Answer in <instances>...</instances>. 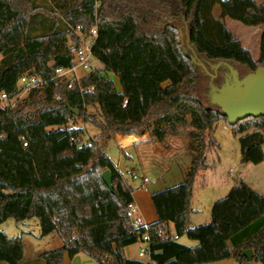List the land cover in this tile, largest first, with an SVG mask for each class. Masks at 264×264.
<instances>
[{
  "label": "trees",
  "instance_id": "16d2710c",
  "mask_svg": "<svg viewBox=\"0 0 264 264\" xmlns=\"http://www.w3.org/2000/svg\"><path fill=\"white\" fill-rule=\"evenodd\" d=\"M216 5L219 17L212 14ZM224 17L259 29L257 59ZM67 24L80 25L85 34L96 25L92 55L101 64L71 88L51 79L54 68L71 63ZM181 27L203 60H225L244 73L264 67V2L0 0V93L16 94L18 78L27 71L47 80L14 107L0 108V224L36 218L41 235L55 231L62 245L39 254L44 264H60L64 253L80 252L97 264H144L124 253L144 233L155 264L225 259L249 264L240 255L248 248L252 260L264 264V194L245 182L212 204L208 222L190 225L195 174L207 167L206 151L218 146L210 134L214 124L223 119L233 133L251 129L239 137L240 161L257 164L264 158V117L230 124L217 106L202 104L195 64L181 46ZM108 73L118 78L121 91ZM88 105L97 106L102 120L91 121L99 132L82 142L81 126L66 123L68 118L88 122ZM70 108L78 109V116ZM184 128L190 160L183 180L152 191L157 220L136 225L131 189L99 140L148 132L149 142L161 144ZM105 169L111 189L102 178ZM174 235L197 243L181 244ZM23 254L21 237L0 229V264H22Z\"/></svg>",
  "mask_w": 264,
  "mask_h": 264
},
{
  "label": "rangeland",
  "instance_id": "374dc122",
  "mask_svg": "<svg viewBox=\"0 0 264 264\" xmlns=\"http://www.w3.org/2000/svg\"><path fill=\"white\" fill-rule=\"evenodd\" d=\"M40 1V0H39ZM212 14L215 17L220 16L219 6H214ZM227 27L239 38L246 28V25L238 21L227 19ZM181 46L183 51L188 55L195 53L191 49L187 34L184 27H181ZM259 42L256 45L249 46L252 55L256 57ZM195 58L203 60L201 56L195 54ZM195 64V69L199 77L198 94L202 104L211 106V89L210 76L202 69V67ZM206 66L209 68L208 64ZM101 67V64L95 59L91 58L90 68H79V74L85 75L92 70ZM219 72H223L220 70ZM241 72V71H240ZM241 73H244L242 71ZM108 77L113 80L117 90L121 88L118 78L108 73ZM223 79L218 76L212 79V83L219 86ZM28 94L18 98L21 100ZM17 100V101H18ZM16 105V104H15ZM0 103V108H3ZM86 117L88 122H84L82 118L75 119V125L81 126L84 133L81 141L85 142L88 139L95 137L98 133V128L91 123L92 120L101 121L99 110L96 105L86 106ZM251 131L248 130L243 133H233L231 126L223 119H219L213 126L210 134L211 138L217 143L215 148H209L205 153L207 167L197 171L194 177L192 188V207L196 210L192 211V219L194 223H206L210 219L211 207L214 201L223 198L229 189L240 183L241 181L248 184L253 190L264 194V158L261 162L253 164L251 162L240 161V145L239 137ZM187 128L182 129L179 135L168 136L164 143L145 149L141 154L135 153L132 148L127 149V153L133 156V161L130 163L128 158L122 156L121 171L127 175L128 182L133 187H141L144 190L153 191L175 185L183 180V177L189 167L190 152L187 147L188 137ZM115 134H112L113 136ZM105 138L99 140L102 147ZM264 153V144L262 145ZM111 160L116 162L118 158L117 145L113 139L109 140L105 148ZM133 168L132 174L126 172L127 168ZM128 168V169H129ZM132 217H136L135 212L131 211ZM0 229L8 236L19 235L21 237L24 254L22 264H44L39 254L45 250L55 249L62 245L60 238L55 231L47 234H40V227L36 218L25 219L16 222L13 218H8L0 224ZM177 241L184 245H194L196 242L188 239L185 235L180 236ZM137 248V244L131 246ZM63 264H97L96 261L85 253H79L72 261ZM235 264V263H232ZM253 264H261L253 261Z\"/></svg>",
  "mask_w": 264,
  "mask_h": 264
},
{
  "label": "water",
  "instance_id": "95a60500",
  "mask_svg": "<svg viewBox=\"0 0 264 264\" xmlns=\"http://www.w3.org/2000/svg\"><path fill=\"white\" fill-rule=\"evenodd\" d=\"M189 57L210 76L211 103L221 110L230 124L249 116L264 117V67L240 73L237 67L225 60L214 62L199 60L195 58V54L189 55ZM220 70L223 72H219ZM218 76H221L223 81L219 86H216L212 83V79ZM70 110L78 116V109L70 108ZM102 178L111 189L112 182L108 169L102 172ZM240 255L251 260L253 251L250 248L244 249Z\"/></svg>",
  "mask_w": 264,
  "mask_h": 264
},
{
  "label": "built area",
  "instance_id": "2783aa9c",
  "mask_svg": "<svg viewBox=\"0 0 264 264\" xmlns=\"http://www.w3.org/2000/svg\"><path fill=\"white\" fill-rule=\"evenodd\" d=\"M68 33L66 35V48L71 53L72 59L68 67H56L54 68L51 79H58L65 82L68 88H71L79 80L86 76L80 75L78 72L80 67L90 68V60L93 58L92 48L95 44L97 37L96 25L90 27L88 34L82 31L80 25H69ZM72 36L75 39H72ZM47 80L40 76L34 75L27 71L21 74L18 78V92L11 97L6 92L0 93V103L3 107H14L18 98L28 94L33 88L39 87L46 83ZM126 99L123 100L122 105H125ZM75 125V121L72 118L67 119L66 126L70 127ZM26 145V142H23ZM130 212L134 210L133 203L129 205ZM136 225L140 224L139 219H134ZM174 239H178L177 235L173 236ZM138 250L137 256L141 258L144 264H155V261L151 257L150 250V236L148 233H144L140 239L137 240Z\"/></svg>",
  "mask_w": 264,
  "mask_h": 264
},
{
  "label": "crops",
  "instance_id": "0c3cea01",
  "mask_svg": "<svg viewBox=\"0 0 264 264\" xmlns=\"http://www.w3.org/2000/svg\"><path fill=\"white\" fill-rule=\"evenodd\" d=\"M255 1L257 4H261L264 2V0H255ZM227 19H231V18L224 17L225 24H226ZM240 35H241V38H239L238 36L237 37L240 40V42L242 43V45L245 46L246 48H248L249 46H252V45L255 46L256 43L260 41V31L255 26H246L245 30ZM258 51H259V46H258ZM258 51H257L256 57H254L252 55V57L254 59H257ZM118 91H121V88ZM148 137H149L148 132H144L142 135H136L135 133L115 134L113 136H110L108 139H106L103 146H102V149L104 150L105 154L108 156L110 161L114 164L116 169L123 175L126 183L130 187L131 195L133 198V202H132L133 207H134L133 211L135 212V215H136V217H132V218L133 219H139L140 224H142V225H147V224L153 223L157 220V214H156L155 208L153 206V203H152L151 197H150V193L152 191L150 192L148 190H144L142 188V186L141 187H137V186L133 187L128 182L127 175H125L121 171L120 167L122 166V158H121L122 156H125L126 158H128V161L130 163H132V161L134 160L133 156L127 153V149H129V148L134 149L136 155L141 154L147 148L150 149L153 147L154 150L156 149L155 147L158 144H153V143L149 142ZM111 139H113L115 141V143L117 145V150L119 153L118 158L116 159V162L111 160L110 156L108 155V153L105 150L107 142ZM128 168L126 169V172L132 174L133 168H129V169ZM190 207H191V210L189 213L190 225H196L197 223H194V221L192 219V211L196 210L192 207V202H191ZM131 216H132V214H131ZM169 226H170V229L172 231L173 230L172 224L170 223ZM179 238L180 237H178V239ZM196 243L194 245H196ZM134 244H137V242ZM134 244H132V245H134ZM132 245L126 246L124 248V253H125L126 257L129 259L142 260L141 258H139L137 256L138 245H137V248H131ZM194 245H190V246H194ZM78 254L79 253L75 254L73 257H69L66 253H64L63 257H62V261L60 264H63L65 262L68 263V262L72 261L75 257H77ZM253 261L254 260L251 259L249 264H253ZM232 263L239 264L234 259H225V260H220V261H216V262H208V263H201V264H232Z\"/></svg>",
  "mask_w": 264,
  "mask_h": 264
}]
</instances>
